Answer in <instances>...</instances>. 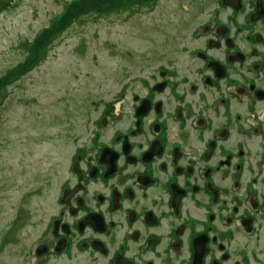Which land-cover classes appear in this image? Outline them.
<instances>
[{
	"label": "flooded vegetation",
	"instance_id": "af4514ba",
	"mask_svg": "<svg viewBox=\"0 0 264 264\" xmlns=\"http://www.w3.org/2000/svg\"><path fill=\"white\" fill-rule=\"evenodd\" d=\"M160 1L125 0L122 11ZM183 1L175 25L195 45L162 40L147 72L131 73L138 88L72 136L19 264H264V179L231 142L237 131L264 139L262 125L237 126L239 110L264 103V0Z\"/></svg>",
	"mask_w": 264,
	"mask_h": 264
},
{
	"label": "rangeland",
	"instance_id": "374dc122",
	"mask_svg": "<svg viewBox=\"0 0 264 264\" xmlns=\"http://www.w3.org/2000/svg\"><path fill=\"white\" fill-rule=\"evenodd\" d=\"M124 1L0 0V264L28 259L22 245L57 193V165L64 168L72 136L101 124L102 103L138 88L131 73L147 72L143 61L159 54L162 40L181 35L195 45L189 29L175 25L185 1L162 0L153 12L127 16ZM238 115L246 131L264 128L263 102ZM231 138L241 140L236 148H245L249 172L264 173L254 160L262 135Z\"/></svg>",
	"mask_w": 264,
	"mask_h": 264
},
{
	"label": "trees",
	"instance_id": "16d2710c",
	"mask_svg": "<svg viewBox=\"0 0 264 264\" xmlns=\"http://www.w3.org/2000/svg\"><path fill=\"white\" fill-rule=\"evenodd\" d=\"M76 1H77V0H76ZM83 1H88V0H83ZM89 1H90V2H92L93 0H89ZM74 4L76 5V2H75V3H73V4H71V6H72V5H74ZM69 6H70V5H69ZM69 6H68V8H69ZM67 10H68V9H67ZM67 10H66V11H67ZM66 11H65V12H66ZM76 11H78V12H79V9H77ZM86 11H87L86 13H88V12H89V10H86ZM102 11H103V10H102ZM82 12H84V11H82ZM78 15H80V14H78ZM59 31H61V29H60Z\"/></svg>",
	"mask_w": 264,
	"mask_h": 264
},
{
	"label": "bare ground",
	"instance_id": "6f19581e",
	"mask_svg": "<svg viewBox=\"0 0 264 264\" xmlns=\"http://www.w3.org/2000/svg\"><path fill=\"white\" fill-rule=\"evenodd\" d=\"M153 5V4H152Z\"/></svg>",
	"mask_w": 264,
	"mask_h": 264
}]
</instances>
